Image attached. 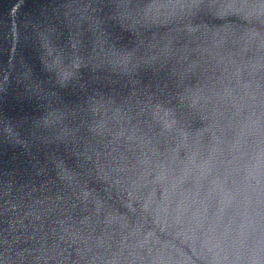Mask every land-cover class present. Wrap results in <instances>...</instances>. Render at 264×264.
<instances>
[{
  "label": "water",
  "instance_id": "1",
  "mask_svg": "<svg viewBox=\"0 0 264 264\" xmlns=\"http://www.w3.org/2000/svg\"><path fill=\"white\" fill-rule=\"evenodd\" d=\"M0 264H264V0H0Z\"/></svg>",
  "mask_w": 264,
  "mask_h": 264
},
{
  "label": "snow or ice",
  "instance_id": "2",
  "mask_svg": "<svg viewBox=\"0 0 264 264\" xmlns=\"http://www.w3.org/2000/svg\"><path fill=\"white\" fill-rule=\"evenodd\" d=\"M132 2H136V0H132Z\"/></svg>",
  "mask_w": 264,
  "mask_h": 264
}]
</instances>
